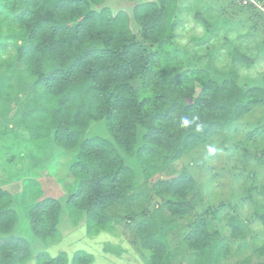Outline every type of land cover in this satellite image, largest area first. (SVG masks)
<instances>
[{
    "label": "trees",
    "instance_id": "1",
    "mask_svg": "<svg viewBox=\"0 0 264 264\" xmlns=\"http://www.w3.org/2000/svg\"><path fill=\"white\" fill-rule=\"evenodd\" d=\"M106 1L0 0V11L10 12L22 32L17 70L32 80L11 132L75 152L70 174L78 185L66 209L74 225L85 217L89 238L113 234L125 221L148 252L146 264H174L168 235L200 191L187 170L175 173L172 165L264 108V89L219 83L188 66L173 44L179 0H124L135 4L131 13L114 12ZM93 123H103L109 138L89 136ZM60 211L52 198L27 207L29 235L45 247L55 244ZM20 216L13 196L0 188V264L93 263L83 252L71 260L64 252L33 255L31 242L15 236ZM259 222L264 227V213ZM228 225L233 239L244 237L242 223L231 218ZM183 243L192 253L189 264H219L225 255L203 217Z\"/></svg>",
    "mask_w": 264,
    "mask_h": 264
},
{
    "label": "rangeland",
    "instance_id": "2",
    "mask_svg": "<svg viewBox=\"0 0 264 264\" xmlns=\"http://www.w3.org/2000/svg\"><path fill=\"white\" fill-rule=\"evenodd\" d=\"M232 2L179 0L173 44L185 53L189 67L205 71L216 82L231 80L243 89H264V19L256 18L252 10H239ZM134 5L124 0L105 2L114 12L131 13ZM132 26L138 35V28ZM20 36L22 32L10 12L0 11V87L4 85L0 88V188L13 196L21 215L15 236L31 242L33 255L44 251L55 257L64 252L71 260L83 252L93 257L92 264H146L148 252L125 221L113 234L89 238L84 216L77 225L69 219L67 200L78 185L70 174L75 152L12 135L27 95L24 90L32 84L15 63ZM20 85L23 90L14 97ZM87 134L109 138L103 123H93ZM11 158L12 163H8ZM172 166L175 173L187 170L200 191L193 197L194 209L178 219L168 235L174 264H189L192 253L184 238L202 217L207 231L224 246L225 255L219 264H264V227L259 222L264 213V108H255ZM44 198L61 205L57 226L60 240L48 247L29 235L24 216L27 207ZM156 204L153 200L152 205ZM231 218L244 225L243 238L231 237ZM105 246L110 247L107 252Z\"/></svg>",
    "mask_w": 264,
    "mask_h": 264
},
{
    "label": "built area",
    "instance_id": "3",
    "mask_svg": "<svg viewBox=\"0 0 264 264\" xmlns=\"http://www.w3.org/2000/svg\"><path fill=\"white\" fill-rule=\"evenodd\" d=\"M236 2L264 17V0H236Z\"/></svg>",
    "mask_w": 264,
    "mask_h": 264
}]
</instances>
